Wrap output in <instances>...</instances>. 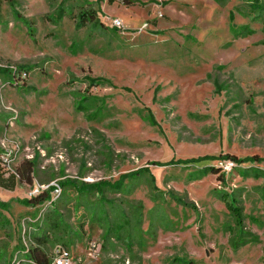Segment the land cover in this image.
Listing matches in <instances>:
<instances>
[{
	"label": "rangeland",
	"instance_id": "rangeland-1",
	"mask_svg": "<svg viewBox=\"0 0 264 264\" xmlns=\"http://www.w3.org/2000/svg\"><path fill=\"white\" fill-rule=\"evenodd\" d=\"M5 148L0 264H264V0H2Z\"/></svg>",
	"mask_w": 264,
	"mask_h": 264
},
{
	"label": "trees",
	"instance_id": "trees-1",
	"mask_svg": "<svg viewBox=\"0 0 264 264\" xmlns=\"http://www.w3.org/2000/svg\"><path fill=\"white\" fill-rule=\"evenodd\" d=\"M1 1L2 0H0V4H1ZM123 1H127V0H123ZM95 15H96L95 12L86 11V14H84V16L81 17L80 23H82V22L84 23L85 20L90 21L91 20L90 16H95ZM92 22H94V21H92ZM111 30L115 32L118 29H113L112 28ZM7 72H8L7 74H9L11 76V80H13L12 75H11V73H13V71H9L8 70ZM213 159L232 160L233 162H242L244 160L245 161H247V160L255 161V159L253 157H249V158H245V159L241 160L240 158L237 159L235 156L228 155V154H226L224 157L217 156L216 158H213ZM208 171H211L213 173L217 172V170L215 168H213V167H206V169L203 170L204 173L205 172L207 173ZM141 174H142V172L133 173L130 178H136L137 176H139ZM27 180H29V182H31L29 178ZM17 183H19V182L17 181L15 176L6 175L4 172H2L0 170V188L12 191V190H14L16 188ZM67 185H70L71 187H75V188L79 189L78 191H80V193H82V194H90V192H92V193L94 192L100 198L102 197L101 198L102 200H105L104 189H105L106 186L103 187L102 185H96V184L90 186V185H87V184H82L79 187L76 184H74L73 182L68 183ZM103 185H107V184H103ZM123 185H124V181L121 180L120 182H117L116 184H114V186H112V188L118 190V189H121L123 187ZM51 193H52L51 189L48 190V191L42 190L36 196H30L27 200L24 201V203H26V205H32V206L43 205V204L47 203L51 199V196H52ZM222 198H224V197H222ZM224 200L226 201V203H228L227 199L224 198ZM0 205H3V204L0 203ZM227 205H228V207L231 210H234L235 215H237L239 217L242 216V208L236 207L235 205H232L231 203H228ZM1 207H0L1 209L4 208V206H1ZM43 240L46 241L47 239H43ZM28 253H29L28 257H30L31 260L34 261V264H51L52 257H50L45 252V250L43 248L35 246L33 248H30Z\"/></svg>",
	"mask_w": 264,
	"mask_h": 264
},
{
	"label": "built area",
	"instance_id": "built-area-1",
	"mask_svg": "<svg viewBox=\"0 0 264 264\" xmlns=\"http://www.w3.org/2000/svg\"><path fill=\"white\" fill-rule=\"evenodd\" d=\"M109 25L113 29H120L123 27V22L119 18H110ZM13 151L10 149H3L0 150V170L4 172L6 175H13L16 176V170L12 167L14 156L12 153ZM221 166L226 170H231L234 166V162L228 160L225 163H221ZM44 190L42 186H38L33 190V196H36L40 191ZM51 199L48 203L54 202L57 200L61 194V187L59 184H54V190H52ZM91 249L96 248L95 242L90 244ZM33 262V261H32ZM51 264H73V258L70 256L69 251L62 245H57L54 251V256H52Z\"/></svg>",
	"mask_w": 264,
	"mask_h": 264
}]
</instances>
